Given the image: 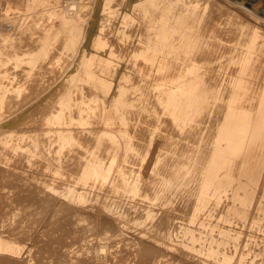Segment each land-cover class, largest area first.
<instances>
[{"label": "rangeland", "instance_id": "1", "mask_svg": "<svg viewBox=\"0 0 264 264\" xmlns=\"http://www.w3.org/2000/svg\"><path fill=\"white\" fill-rule=\"evenodd\" d=\"M261 142L264 0H0V264H264Z\"/></svg>", "mask_w": 264, "mask_h": 264}, {"label": "bare ground", "instance_id": "2", "mask_svg": "<svg viewBox=\"0 0 264 264\" xmlns=\"http://www.w3.org/2000/svg\"><path fill=\"white\" fill-rule=\"evenodd\" d=\"M9 27H10V29H11V28H12V25H10ZM249 59H250V58H249ZM116 92L118 93V95L121 94V89L118 88ZM32 102H33V101H31V103H32ZM56 103H57L59 106L62 105V99H59V98H58V99L56 100ZM251 103H252V102H251ZM253 105H255V104H253ZM250 106H251V105H250ZM9 114H10V113H9ZM15 114H16V113H15ZM12 116H13V115H12ZM51 116H52L55 120H58V121H59V119H60V118H59V114H57V115H56V114H55V115L52 114ZM45 118H46V117H45ZM2 119H4V118H2ZM2 119H1V120H2ZM9 119H10V118H9ZM43 119H44V118H43ZM50 121H51V119L48 121L49 124H50ZM1 122H2V121H1ZM43 122H44V121H43ZM9 123H10V122H9ZM248 123H249V122H248ZM248 123H247V121L243 120V121H242V125H241L240 123L233 124V126L235 127L234 130H236L237 128L239 129V127H242V126L245 125V124L248 125ZM43 124H44V123H43ZM7 125H8V124H7ZM9 125H10V124H9ZM15 125H16V124H15ZM1 127H2V126H1ZM8 127H9V126H8ZM61 127H62L61 125H58V126H57V132L61 133V132L63 131ZM45 128H46V127H45ZM10 129H11V128H10ZM42 135H43V134H42ZM42 137H43V136H42ZM42 139H43V138H42ZM262 143L264 144V142H261V144H262ZM257 144H258V143H257ZM257 144H256V145H257ZM263 144H262V145H263ZM257 146H258V145H257ZM20 147H21V146H20ZM255 147H256V146H255ZM256 148H257V147H256ZM220 149H221V148H219V151H221ZM259 149H260V148H259ZM258 151H259V150H257V152H258ZM260 151H261V150H260ZM257 152H256V153H257ZM248 153H249V152H248ZM260 153H261V152H260ZM8 154H10V153L8 152ZM254 154H255V152H254ZM251 155H252V154H251ZM258 155H259V154H258ZM258 155H257V156H258ZM257 156H256V157H257ZM23 157H24V156H23ZM245 157L247 158V156H245ZM253 157H254V155H253ZM249 158H250V157H249ZM249 158H248V159H249ZM256 159H257V158H256ZM250 160H251V159H250ZM259 160H261V159H259ZM255 161H256V160H255ZM257 161H258V160H257ZM257 161H256V164H257ZM24 162H25V161H24ZM263 163H264V162H263ZM263 163H262V165H263ZM238 164H239V163H238ZM250 164H251V163H250ZM254 166H255V165H254ZM242 167H243V165H242ZM242 167H241V168H242ZM236 168H237V165H236ZM233 169H234V168H233ZM243 169H244V168H243ZM243 169H241V170L243 171ZM263 169H264V167H263ZM245 170H246V169H245ZM217 171H218V170H217ZM240 172H241V171H240ZM219 173H220V172H218V174H216V181H217L218 184L220 183V182H219V179H218V176L220 177ZM262 173H264V172H262ZM262 177H264V176H262ZM250 181H251V180H250ZM211 189H212V188H211ZM211 189H210V190H211ZM203 196H204V195H203ZM24 201H25V200H24ZM24 201H23V202H24ZM262 202H263V201H262ZM23 204H24V203H23ZM262 205H263V203H262ZM0 249H1V248H0Z\"/></svg>", "mask_w": 264, "mask_h": 264}]
</instances>
